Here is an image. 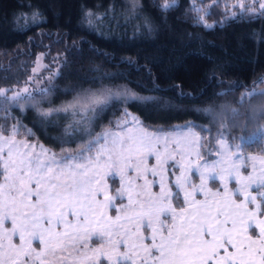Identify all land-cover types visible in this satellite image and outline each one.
Segmentation results:
<instances>
[{"label": "snow or ice", "instance_id": "obj_1", "mask_svg": "<svg viewBox=\"0 0 264 264\" xmlns=\"http://www.w3.org/2000/svg\"><path fill=\"white\" fill-rule=\"evenodd\" d=\"M131 3L135 11L138 0ZM257 3L264 16V0H252L253 7ZM10 91L0 88V102L20 104L23 112L31 93L25 98ZM254 95L264 92H246L240 103ZM129 97L134 94L106 88L46 111L33 104L45 119L71 112L65 135L83 132L61 138L59 152L20 118L10 128L0 124V264H264V218H258L264 217V152L245 154L264 142V106L243 123H237V108L206 109L220 122L215 138L207 130V143L206 130L194 131L190 122L149 129L131 117L128 126L127 111L115 129L93 131L94 116L112 100ZM78 112L81 119H75ZM77 141L75 149L65 146ZM157 185L159 192L152 190Z\"/></svg>", "mask_w": 264, "mask_h": 264}, {"label": "trees", "instance_id": "obj_2", "mask_svg": "<svg viewBox=\"0 0 264 264\" xmlns=\"http://www.w3.org/2000/svg\"><path fill=\"white\" fill-rule=\"evenodd\" d=\"M204 19L212 27L197 19L190 0H138L135 11L131 0H0V88L22 85L42 53L58 66L44 107L102 88L122 87L134 94L105 107L93 131L108 126L125 108L146 126L190 122L198 131L216 134L220 122H213L206 109L237 108V123H243L254 108L264 106L261 95L240 103L243 94L264 82V16L241 12L225 19L216 6V13ZM12 111L54 149L61 138L79 137L64 135L62 126L35 108ZM253 127L250 123L249 131ZM233 134L239 136L240 129ZM262 146L245 151L257 153Z\"/></svg>", "mask_w": 264, "mask_h": 264}, {"label": "rangeland", "instance_id": "obj_3", "mask_svg": "<svg viewBox=\"0 0 264 264\" xmlns=\"http://www.w3.org/2000/svg\"><path fill=\"white\" fill-rule=\"evenodd\" d=\"M190 1H191V6H192L193 10L196 9V8L200 9L199 13H197L194 10L197 19L200 22L206 23V25H212L213 23H207L205 21V19H204V16L206 15V13H208L210 11H213V12L216 13V6L218 8H220V7L223 8L225 19H227L229 17H235L241 12L256 14V13H258V10H259V3H257L253 7L252 6V0H219L218 4L214 3L213 0H190ZM241 4H243V8L241 7ZM244 9H248V10L245 11ZM201 17H203V20L200 19ZM53 59H55V58H53ZM56 64H57V62H55V60L52 61V59H50V58L48 60H46L45 59V54H42V53L38 54L36 56L35 60H34V63H33V66H32V68L30 70L29 76L27 77L25 82L22 85H20L19 87L11 89L12 91L8 92V95L11 96L15 92H20L23 97L27 98L28 93H31V96L33 97V99L30 100L25 105L24 111L27 108H29V107L33 108V109L35 108L36 114H38L39 116H41V115L37 111V108L32 106L33 104L38 105L40 109H43L45 111L47 109H49V108H57V107H60L61 105L66 104L67 102L61 103L60 105L52 106V107H44L43 106V102L48 99V97H47L48 96V92L53 87V82H54L55 77L57 75L58 66H56ZM25 88L28 89L27 93L23 92V89H25ZM102 89H106V88H102ZM102 89H97V90H94V91H99V90H102ZM107 89H112L113 91H121V92L125 91V89L122 88V87H117V88H111L110 87V88H107ZM253 90H255L256 92L264 90V82L262 83L261 86L256 87ZM253 90H251V91H253ZM129 93H131V92H129ZM131 99H133V98L129 97L126 100H125V98H121L119 100H115L114 99L107 106L113 104L116 101H118V102H121V101L122 102H126V101L131 100ZM14 108L17 109L20 113L24 112V111L21 112L20 104H17V103H14V102L12 104H4V103L0 102V124H5L6 123L9 128L11 127V125L18 118L16 115H14V112L12 111V109H14ZM125 111L130 113L128 126H132L131 117H137V118H139V117L137 116V114L132 113V112H130L127 109L124 108V109H122L121 113H119L116 117H114L111 120V122H112L111 125H110V122H109V125L105 126V127L111 126L113 129H115V121H117L118 119H122L123 118V113ZM88 115H91V113L89 112V113H85L84 114L85 117L88 116ZM6 116L8 117L7 120H5ZM97 116L93 117V121L95 120V118ZM48 119H50L51 121L48 120ZM73 119L74 118L72 117L71 112H68V113L59 112V113H53L46 120L50 121L55 126H58V125L62 126V132L65 135V128L70 123H73ZM75 119H81V114L79 112L77 113V116L75 117ZM93 121H92V129H93ZM185 124H188V123H185ZM185 124H176V125H172V126H170L168 128H163V129H165V130L179 129L180 126H183ZM261 124H264V121ZM82 126H83V121H82L81 127ZM144 126H146V125H144ZM105 127L102 126L97 131L94 130V132L98 133V132L102 131V129L105 128ZM146 127H148L149 129L157 128V127H153V126H146ZM194 131L199 132L196 128L194 129ZM71 135H73V136H77V135L83 136V132H74ZM203 135L205 137V143H207L209 132L207 131V133H206V131H204ZM211 136L213 138H215L216 134H211ZM17 139L18 140H23L24 136L21 135V136L17 137ZM34 140H35V137H33V141ZM40 142L43 143L46 147H49V148L53 149V151H55V152H59L60 151V148H58V149L55 148L54 149L53 147L47 145L46 143H44L42 141H40ZM261 143L263 144L261 151H259L257 153H247L245 151V154L246 155L259 156L262 152H264V142H261ZM218 146H219L218 144H214V147H218ZM66 147H68V146H66ZM76 147H77V144L75 146L71 147V148L75 149ZM218 158L219 157H217V156H212L210 159H218ZM152 162L153 163L155 162L154 159L152 160ZM257 166L259 167V165H257ZM247 171H249V172L251 171V163L249 164V168L247 169ZM149 178L151 179L152 177L150 176ZM173 179H174V177H173ZM157 180H158V178H157ZM195 182L199 183V179L197 178ZM141 183H142V181H141ZM210 183L213 186V190H215L216 187H219V183L220 182L219 181H215V182H210ZM110 186H111V188H112V190L114 192L115 189L120 186L119 177L116 178L114 183H110ZM234 186L235 185L230 182V187H234ZM152 190L156 191V192H159L158 185ZM253 194H255V192H253ZM198 198L202 199L203 197H198ZM126 202L127 201L125 200V203ZM109 214L114 216L116 213H115V211H110ZM258 218H264V217H258ZM250 231L258 233L259 230L256 229L255 227H253ZM94 246H98V245H94ZM104 264H107V261H104Z\"/></svg>", "mask_w": 264, "mask_h": 264}]
</instances>
